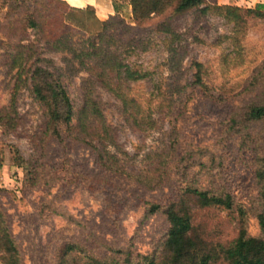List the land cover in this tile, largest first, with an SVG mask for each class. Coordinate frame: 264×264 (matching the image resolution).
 Returning a JSON list of instances; mask_svg holds the SVG:
<instances>
[{"label": "rangeland", "instance_id": "obj_1", "mask_svg": "<svg viewBox=\"0 0 264 264\" xmlns=\"http://www.w3.org/2000/svg\"><path fill=\"white\" fill-rule=\"evenodd\" d=\"M168 23L173 34L138 30L123 38L134 40L129 52L119 48L125 64L139 65L148 73L144 80L128 83L142 106L139 128L115 98L97 89L96 97L113 137L107 150L122 159L120 151L127 152L126 165L140 171L151 165L144 160L145 155L165 151L163 158L168 159V147L173 145L176 151L171 152L175 156L169 162L171 172L175 159L186 150L203 151L202 162L208 166L213 155V180L245 208L248 232L258 236L251 212L255 189L248 157L226 131L227 119L264 93V21L249 20L239 29L214 12L202 16L191 11L172 17ZM235 33L238 44L233 39ZM236 45L243 49L241 59ZM45 57L54 62V73L72 107L78 108L85 74H69L60 54L47 53ZM194 63L202 67V86L194 84ZM0 102H8L3 88ZM17 109L20 119L16 130L7 133L0 129V208L19 245L23 264L51 259L53 244L57 247L63 238H75L98 253L106 246L128 249L134 255L152 252L166 225L160 215L145 217L140 202L174 199L170 180L155 190L136 188L135 183L103 171L85 146L67 139L42 138V108L27 92L18 98ZM249 130L259 136L264 150V126ZM111 141L118 149L111 148ZM16 157L26 167L36 166V173L29 178L16 164ZM196 221L210 239L218 238L221 230L231 233L228 212L202 210ZM236 227L234 223L232 232Z\"/></svg>", "mask_w": 264, "mask_h": 264}, {"label": "trees", "instance_id": "obj_2", "mask_svg": "<svg viewBox=\"0 0 264 264\" xmlns=\"http://www.w3.org/2000/svg\"><path fill=\"white\" fill-rule=\"evenodd\" d=\"M128 2L131 7L129 21L118 14L99 21L92 7L73 8L63 0H0V89L3 88L8 96L7 104L0 102V129L7 133L16 130L20 119L18 98L27 92L42 108V138L60 142L67 139L85 146L103 171L135 183L136 188L155 190L165 180H170L168 182L176 192L175 198L166 203L140 202L145 217L160 215L166 225L152 252L134 255L128 249L106 246L98 253V249L83 245L75 238H63L57 247L53 244V251H50L53 257L41 264H264V150L259 136L252 135L249 130L255 125L264 126V93L261 99L232 114L227 119L226 131L229 139L238 140L239 150L248 157L255 189L251 212L259 229L258 236L248 232L245 208L231 192L213 180V155L211 166H208L202 162L203 151L186 150L175 159L171 172L169 162L175 157L171 155L176 151L175 145L168 147L171 149L166 154L168 159L163 158L165 151L155 150L145 155L144 160L151 162L146 171L126 165L127 152L119 150L123 159L110 153L107 142L113 138L111 128L103 115L102 103L96 97L97 89L110 94L139 128L142 106L131 94L128 83L144 80L148 73L139 65L124 63L119 48L130 51L134 40L131 41L129 36L138 30L152 29L173 34L168 25L170 19L191 11L202 16L214 12L233 23L235 28L244 29L249 20L264 21V3L241 8L218 6L208 0ZM127 36L129 40L123 41ZM237 38L235 33L233 39L238 44L240 39ZM235 47L237 57L241 59L243 49L240 45ZM47 53L60 54L69 74H85L81 78L78 108L72 107L54 73V62L45 57ZM193 66L196 69L194 84L202 86V67L198 63ZM151 103L148 99V104ZM111 142V148L118 149L117 144ZM15 160L29 178L36 173V166L31 169L20 157ZM170 174L173 175L171 179ZM210 209L228 212L230 234L221 230L216 239L205 235L196 223V216L199 211ZM234 223L236 232H232ZM0 264H23L19 245L1 208Z\"/></svg>", "mask_w": 264, "mask_h": 264}, {"label": "crops", "instance_id": "obj_3", "mask_svg": "<svg viewBox=\"0 0 264 264\" xmlns=\"http://www.w3.org/2000/svg\"><path fill=\"white\" fill-rule=\"evenodd\" d=\"M73 8L92 7L99 21L106 20L109 16L120 15L126 21L131 18V7L128 0H63ZM218 6H236L241 8H253L256 4L264 3V0H208Z\"/></svg>", "mask_w": 264, "mask_h": 264}]
</instances>
